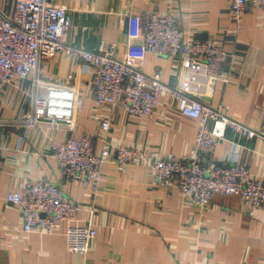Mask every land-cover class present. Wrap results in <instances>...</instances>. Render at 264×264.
<instances>
[{
	"label": "crops",
	"instance_id": "0c3cea01",
	"mask_svg": "<svg viewBox=\"0 0 264 264\" xmlns=\"http://www.w3.org/2000/svg\"><path fill=\"white\" fill-rule=\"evenodd\" d=\"M69 8L67 39L88 47L100 41L115 42L123 55L130 42H141L132 28L147 12L176 16L185 37L219 38L226 50L221 78L202 99L222 102L226 112L250 128L258 129L264 104V7L246 10L239 27L230 16V0H51ZM176 55L146 50L136 61L145 73L158 69L162 79L176 84L172 63ZM73 77L68 79L67 73ZM39 75L45 80L74 84L81 102L75 109L73 129L41 123L34 126L10 123L0 128V264H264V203L252 215L248 200L235 194L215 192L200 207L182 194L181 188L154 180L151 162L164 154H182L194 144L197 118L181 114L166 93L147 115L130 114L121 105L94 102L92 64L64 51L41 60ZM125 77V84L131 80ZM30 79L0 84V116L16 118L30 105ZM26 94L28 96H26ZM108 117L104 132L100 120ZM96 132L94 150L105 141L142 150L134 163H102L100 184L94 194L90 185L65 176L49 149L50 140ZM238 146L240 160L264 179V139L251 138L226 128L206 164L227 162ZM39 177L56 182L69 198L82 206L76 222L83 223L94 208L96 234L86 253L66 247L65 223L52 232L24 231L20 208L5 195Z\"/></svg>",
	"mask_w": 264,
	"mask_h": 264
},
{
	"label": "built area",
	"instance_id": "2783aa9c",
	"mask_svg": "<svg viewBox=\"0 0 264 264\" xmlns=\"http://www.w3.org/2000/svg\"><path fill=\"white\" fill-rule=\"evenodd\" d=\"M264 7V0H230V16L237 27L252 6ZM71 23L69 8L51 0H0V84H17L30 79L29 108L16 118L0 116V128L17 123L34 126H75V109L81 102L73 83L45 80L39 75L42 59L56 51H64L92 64L91 82L94 102L98 105L114 103L121 96V105L130 114L147 115L166 93L176 101L181 114L199 121L194 144L182 154H164L152 160L154 180L181 188L182 194L205 206L212 194H235L248 200L247 214L264 203V179L255 176L240 160L238 146L227 162L206 164L205 156L214 152L218 138L226 128L251 138L258 134L264 139V104L258 129L250 128L229 115L222 102L211 105L202 95L211 92L221 78V64L226 55L219 38L185 37L175 15L151 10L132 28L141 42H130L123 55H117L115 42L100 41L88 47L82 42L67 39ZM178 56L172 63L177 76L172 85L162 79L160 70L145 73L136 66L145 51ZM131 80L125 84V77ZM67 78L73 77L71 72ZM111 120L103 117L104 132ZM96 132L85 129L80 136L50 140L49 149L65 176L88 184L95 194L99 189L101 165L113 159L118 164L134 163L142 157V150L122 143L110 146L106 141L96 152L93 139ZM1 147V145H0ZM5 199L20 208L22 229L52 232L59 222L65 223L66 247L86 253L96 234L91 205L85 222H76L81 204L69 198L60 186L47 178L31 180L17 190L6 193Z\"/></svg>",
	"mask_w": 264,
	"mask_h": 264
},
{
	"label": "rangeland",
	"instance_id": "374dc122",
	"mask_svg": "<svg viewBox=\"0 0 264 264\" xmlns=\"http://www.w3.org/2000/svg\"><path fill=\"white\" fill-rule=\"evenodd\" d=\"M26 88H27V87H26ZM29 90H30V87H29V89L27 88V91H28L27 94H28V95H29ZM27 94H26V96H28Z\"/></svg>",
	"mask_w": 264,
	"mask_h": 264
}]
</instances>
